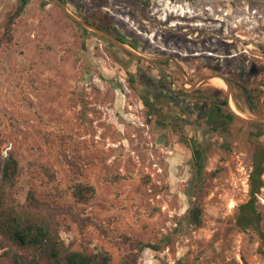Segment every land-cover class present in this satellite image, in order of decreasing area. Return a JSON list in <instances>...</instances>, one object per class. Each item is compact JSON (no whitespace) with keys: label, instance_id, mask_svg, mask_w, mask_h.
<instances>
[{"label":"rangeland","instance_id":"374dc122","mask_svg":"<svg viewBox=\"0 0 264 264\" xmlns=\"http://www.w3.org/2000/svg\"><path fill=\"white\" fill-rule=\"evenodd\" d=\"M18 4L0 0V37ZM12 35L0 151L72 249L120 264L142 241L161 249L137 264H264V186L259 222L239 225L264 152V0H29ZM78 182L95 186L88 202Z\"/></svg>","mask_w":264,"mask_h":264},{"label":"trees","instance_id":"16d2710c","mask_svg":"<svg viewBox=\"0 0 264 264\" xmlns=\"http://www.w3.org/2000/svg\"><path fill=\"white\" fill-rule=\"evenodd\" d=\"M28 2L29 0H19L17 7L9 13L4 32L0 37V47L13 41L12 27L24 12ZM137 2L150 7L152 0H137ZM148 105L151 108V104ZM228 117L233 118L234 114L230 112ZM193 156L195 166L202 171L205 168L206 157L204 148L197 142L193 145ZM263 172L264 152L259 151L255 155L250 174L252 198L248 203L243 204L240 210L239 225L242 227L252 226L260 220L255 200L264 186ZM0 175V248L7 247L11 250L13 259L11 264H112V255L104 248L95 252L87 249H72L61 237L53 218L41 209L33 190L29 189L26 192V202L18 198L23 189L20 185L21 167L12 153L3 156L0 151ZM95 191V186L88 183L78 182L72 187V194L79 202H88ZM171 239L170 236L166 237L167 244ZM132 245L137 251L123 256L120 264H137L146 248L161 249L159 244L142 241H134ZM176 264H182V261L179 260Z\"/></svg>","mask_w":264,"mask_h":264},{"label":"flooded vegetation","instance_id":"af4514ba","mask_svg":"<svg viewBox=\"0 0 264 264\" xmlns=\"http://www.w3.org/2000/svg\"><path fill=\"white\" fill-rule=\"evenodd\" d=\"M225 82V81H224ZM225 85H226V83H225ZM165 94H167L171 99H173V100H176L175 99V96H170L167 92L165 93ZM181 94V93H180ZM179 94V95H180ZM174 103H176V101H174ZM190 107H192V105H190ZM220 107V106H219ZM192 108H194V107H192ZM183 110H185L187 113H189V114H191V111H189V108H187V107H183Z\"/></svg>","mask_w":264,"mask_h":264},{"label":"bare ground","instance_id":"6f19581e","mask_svg":"<svg viewBox=\"0 0 264 264\" xmlns=\"http://www.w3.org/2000/svg\"><path fill=\"white\" fill-rule=\"evenodd\" d=\"M212 80H216L217 81V84H219V85H222V84L225 83L224 80L221 79V78H219V77H214Z\"/></svg>","mask_w":264,"mask_h":264}]
</instances>
